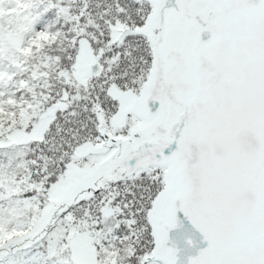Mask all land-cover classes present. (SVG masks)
<instances>
[{
  "label": "snow or ice",
  "instance_id": "snow-or-ice-1",
  "mask_svg": "<svg viewBox=\"0 0 264 264\" xmlns=\"http://www.w3.org/2000/svg\"><path fill=\"white\" fill-rule=\"evenodd\" d=\"M0 264H264V0H0Z\"/></svg>",
  "mask_w": 264,
  "mask_h": 264
}]
</instances>
